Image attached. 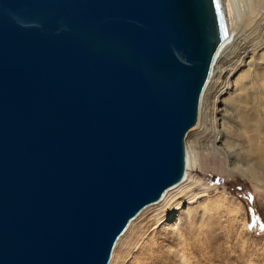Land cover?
<instances>
[{"label": "water", "instance_id": "95a60500", "mask_svg": "<svg viewBox=\"0 0 264 264\" xmlns=\"http://www.w3.org/2000/svg\"><path fill=\"white\" fill-rule=\"evenodd\" d=\"M222 0H0V264H109L185 179Z\"/></svg>", "mask_w": 264, "mask_h": 264}, {"label": "rangeland", "instance_id": "374dc122", "mask_svg": "<svg viewBox=\"0 0 264 264\" xmlns=\"http://www.w3.org/2000/svg\"><path fill=\"white\" fill-rule=\"evenodd\" d=\"M224 1L232 31H235L237 22L232 20L228 0ZM259 1L264 6V0ZM263 11L264 8L257 22L246 21L241 26L239 56L233 58L231 51L226 64L228 70L212 88V98L206 108L209 124L211 117L217 115L215 106L220 105L224 97L230 98L226 92L230 81L232 85L249 69L248 56L264 54ZM241 57H246V62H241ZM263 62L257 60L256 72L251 69V75L241 83L258 106L264 100ZM219 108L223 111L222 106ZM223 115L229 118V126L231 122L239 124L231 112L229 116L220 112L217 118L221 120ZM220 131V127L211 128L190 143L191 150L200 154L202 168L189 169L188 180L170 192L168 202L150 207L142 214L135 222L134 232L148 221L149 230L141 231L138 242H134L133 232L125 238L117 249L115 264H146L147 248L157 254V264H182L183 253L191 264H264V189L235 169L222 144ZM261 141L264 146V137Z\"/></svg>", "mask_w": 264, "mask_h": 264}, {"label": "bare ground", "instance_id": "6f19581e", "mask_svg": "<svg viewBox=\"0 0 264 264\" xmlns=\"http://www.w3.org/2000/svg\"><path fill=\"white\" fill-rule=\"evenodd\" d=\"M228 2H229L228 6L230 8V15H232V20L237 22V28H235V31H232L230 20H229L230 18L227 14V8L225 5V1L222 0L223 6L225 9L226 20H227V24L229 28V35L227 39L225 40V42L221 45L215 57L213 68L211 70L208 83L202 95L198 123L187 135V140H186L187 168L185 172V179L183 180L182 183H180L176 187H173L172 189L167 191L165 195L163 196V199L159 203L145 208L139 214V216H137V218H135L130 223L127 231L119 239L116 245V248L113 252V255L110 261V264H115V262L117 261L116 259L117 249L119 245H121V243L125 240V238H127L133 232L134 234L132 233V235L134 237V242H138L140 239L141 233H142L141 231L143 229H145L146 231L149 230L150 221H148L146 224L143 223L140 226V229L134 232L135 222L142 216V214L150 207L168 202L170 198L169 197L170 192L183 186L184 183L188 180L189 169L191 168L201 169L202 168L201 161H200L201 160L200 154L196 151L193 152L190 147V143L196 140L198 136H200L199 135L200 133H203L211 128L215 129L216 127L218 129L220 127L221 131L219 133L223 134L222 144L226 150L227 156L230 158V162H232V165L235 167V169H238L240 172H242V174H244L246 177H249L252 181L256 182L258 185L261 186L262 189H264V146H263V142L261 141V139L264 137V100L261 101L260 105L258 106L255 102V99L251 100L250 94L248 95L246 93L245 87H241L242 81L246 77L251 75L252 73L251 69H254L256 72V68H257L256 65L258 64L257 60L264 61V54H260L258 56H255V55L252 56L251 54V57L248 56L247 54V56L250 59V62L246 63V66L249 69L243 73L241 72L242 73L241 76L237 80H235V82H233L232 85L230 81V85H228L229 90L226 91L230 94V98L224 97L221 104L218 103L223 107V111H222V108L221 109L219 108L221 107L220 105L215 106V109H216L215 113L217 115L214 114L213 117L210 116L211 123L210 124L208 123V114L206 112V108H207V104L209 100L212 98L211 96L212 88L214 87V84L218 82V80H221L223 76L222 74L224 73V71L228 70L226 69V64H227V58L229 57L228 55L231 53V51H233L231 54H234L233 58L239 56L238 55L239 48L237 47L239 46L238 44L240 43V32L242 29L241 26L245 24L246 21H256L257 22L256 19L259 16L261 17L262 9L264 8L263 3L259 0H228ZM240 60L241 62H244V61L246 62L247 58L245 57ZM234 74L232 76H234ZM233 95L234 97H231ZM249 99L251 101H249ZM227 110L229 112H227ZM220 112L228 116H229V113L231 112L232 118L238 119L237 123L239 124H237L236 126L234 125L235 124L234 122H231L233 124L232 126H229L228 125L230 123L228 122L229 118L227 117L228 118L227 119L224 115H223L224 117H222L221 120H219L217 116ZM220 121L222 122L220 123ZM149 249L150 250H148L147 248L145 250V254H144L145 260L151 262L152 264H157V261H158L157 254L153 250H151V248ZM181 257H182L181 261H183L182 264H191L189 262L190 260H187L185 258L184 253L181 255ZM140 260H143V258ZM146 261L144 263L147 264Z\"/></svg>", "mask_w": 264, "mask_h": 264}]
</instances>
